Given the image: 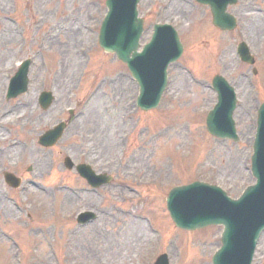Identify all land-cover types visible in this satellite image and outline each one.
<instances>
[{
	"label": "rangeland",
	"instance_id": "rangeland-1",
	"mask_svg": "<svg viewBox=\"0 0 264 264\" xmlns=\"http://www.w3.org/2000/svg\"><path fill=\"white\" fill-rule=\"evenodd\" d=\"M0 2V109L17 110L20 116L5 125L0 112V131L6 136L0 140V264H154L162 253L170 255L172 264H211L221 231L177 229L166 198L173 187L194 180L217 183L232 197L254 183L249 167L264 102V0H239L232 12L240 26L232 34L217 30L209 9L194 0H141L147 27L143 44L151 39L154 24L170 23L186 48L170 68L161 106L151 112L137 110V84L124 64L98 46L106 0ZM73 15L80 16L78 24L66 27ZM8 32L13 39L6 43ZM242 41L257 59V75L237 56ZM85 49H91L90 58L83 56ZM33 55L30 92L7 101L10 79ZM217 74L237 89L238 144L215 140L205 130L206 116L217 102L210 88ZM48 90L56 101L45 112L37 102ZM69 108L86 115L56 148H39V135L66 119ZM13 141L20 146L8 147ZM86 154L128 189L115 183L98 196L80 199L75 189L60 190L58 183L77 181L63 167L64 158ZM7 169L41 182L40 188L11 190L2 182ZM87 209H96L100 218L80 228L76 217ZM145 216L155 222L156 233ZM255 264H264V236Z\"/></svg>",
	"mask_w": 264,
	"mask_h": 264
},
{
	"label": "water",
	"instance_id": "water-1",
	"mask_svg": "<svg viewBox=\"0 0 264 264\" xmlns=\"http://www.w3.org/2000/svg\"><path fill=\"white\" fill-rule=\"evenodd\" d=\"M199 1L211 6L215 25L223 30L231 28L229 24L234 26L233 17L225 11L228 4L236 0ZM137 3L138 0L109 1L110 19L102 34V43L108 52L117 53L130 66L142 87L139 105L148 110L157 106L166 86L167 68L179 59L182 47L172 28L159 26L153 43L142 55L137 54L143 24L137 19ZM240 52L242 56L248 53L245 46H241ZM216 86L220 90V102L208 117V129L217 137L236 139L232 117L236 102L232 88L220 77L216 79ZM54 134L57 137L59 132ZM253 173L258 185L250 188L237 202L227 199L221 190L203 183L177 188L170 195L169 210L179 227L190 230L210 224L226 227L224 246L216 255L215 264H251L258 237L264 229V106L259 119Z\"/></svg>",
	"mask_w": 264,
	"mask_h": 264
},
{
	"label": "bare ground",
	"instance_id": "bare-ground-1",
	"mask_svg": "<svg viewBox=\"0 0 264 264\" xmlns=\"http://www.w3.org/2000/svg\"><path fill=\"white\" fill-rule=\"evenodd\" d=\"M0 5H2V2H0ZM3 6V5H2ZM7 30L9 31V30H11V27L9 26V25H7ZM8 36H5V38H4V41L6 42V43H9L10 41H12V36H11V34L8 32ZM80 35H82V33L80 32ZM76 36H77V32H76ZM5 63H7V61L6 60H3L2 61V64H5ZM2 66L0 65V68H1ZM2 98V94L0 93V104H1V99ZM0 112L1 113H3L5 116H3V119H2V124L4 123L5 125H7V124H10V123H12V122H14V121H16V119H19L20 118V116L16 113L17 112V110H11V111H8L7 109L6 110H4V109H2V107H1V109H0ZM4 119H5V121H4ZM4 121V122H3ZM4 128V126H2V129ZM0 140H6V136H5V134H4V130H2V131H0ZM1 156V155H0Z\"/></svg>",
	"mask_w": 264,
	"mask_h": 264
}]
</instances>
